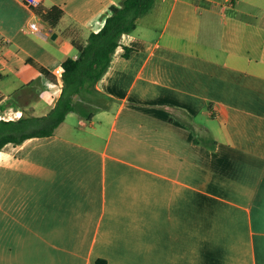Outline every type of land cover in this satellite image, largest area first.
Returning a JSON list of instances; mask_svg holds the SVG:
<instances>
[{
	"label": "crops",
	"instance_id": "obj_1",
	"mask_svg": "<svg viewBox=\"0 0 264 264\" xmlns=\"http://www.w3.org/2000/svg\"><path fill=\"white\" fill-rule=\"evenodd\" d=\"M122 2L0 0V119L49 114ZM97 88L91 122L0 151V264H264V0H156Z\"/></svg>",
	"mask_w": 264,
	"mask_h": 264
},
{
	"label": "trees",
	"instance_id": "obj_2",
	"mask_svg": "<svg viewBox=\"0 0 264 264\" xmlns=\"http://www.w3.org/2000/svg\"><path fill=\"white\" fill-rule=\"evenodd\" d=\"M155 2L156 0H123L120 5H112L101 29L92 33L85 44H75L77 58L70 57L63 63L64 86L54 109L41 117L33 115L31 110H24L22 117L17 120L0 119V151L10 143L21 144L30 138L55 135L70 113H76L91 122L106 100L97 88V83L107 72L112 57L120 46L121 37L135 31L139 18L149 13ZM39 14L51 26L56 27L64 11L55 6L46 13L39 11ZM129 52L126 49L125 55ZM46 74L55 81L54 75L48 72ZM97 264L106 262L99 260Z\"/></svg>",
	"mask_w": 264,
	"mask_h": 264
},
{
	"label": "built area",
	"instance_id": "obj_3",
	"mask_svg": "<svg viewBox=\"0 0 264 264\" xmlns=\"http://www.w3.org/2000/svg\"><path fill=\"white\" fill-rule=\"evenodd\" d=\"M43 0H25V3L26 5L31 8V9H38L41 4H42ZM29 28L31 30L32 33H35V34H41L42 33V28L41 26L38 24V22H31L29 24ZM1 53V51H0ZM64 72V68L61 67L60 70H59V76H61ZM0 76H1V73H0Z\"/></svg>",
	"mask_w": 264,
	"mask_h": 264
},
{
	"label": "rangeland",
	"instance_id": "obj_4",
	"mask_svg": "<svg viewBox=\"0 0 264 264\" xmlns=\"http://www.w3.org/2000/svg\"><path fill=\"white\" fill-rule=\"evenodd\" d=\"M71 117H72L71 119H74V118L77 119V118H78L75 114L72 115ZM73 117H74V118H73Z\"/></svg>",
	"mask_w": 264,
	"mask_h": 264
}]
</instances>
